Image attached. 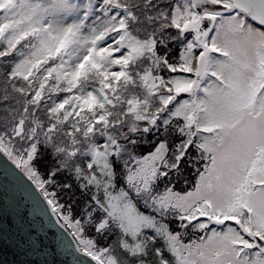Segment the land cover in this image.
I'll return each instance as SVG.
<instances>
[{"label": "snow or ice", "instance_id": "1", "mask_svg": "<svg viewBox=\"0 0 264 264\" xmlns=\"http://www.w3.org/2000/svg\"><path fill=\"white\" fill-rule=\"evenodd\" d=\"M0 264H264V0H0Z\"/></svg>", "mask_w": 264, "mask_h": 264}, {"label": "water", "instance_id": "2", "mask_svg": "<svg viewBox=\"0 0 264 264\" xmlns=\"http://www.w3.org/2000/svg\"><path fill=\"white\" fill-rule=\"evenodd\" d=\"M5 255L7 256L8 259L12 258L10 253H6Z\"/></svg>", "mask_w": 264, "mask_h": 264}]
</instances>
